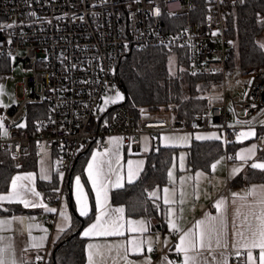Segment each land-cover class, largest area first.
Here are the masks:
<instances>
[{
    "label": "built area",
    "instance_id": "2783aa9c",
    "mask_svg": "<svg viewBox=\"0 0 264 264\" xmlns=\"http://www.w3.org/2000/svg\"><path fill=\"white\" fill-rule=\"evenodd\" d=\"M237 1L0 0V60L7 68L0 76L10 77L17 64L25 74L18 102L6 107L0 101V151L21 157L30 155L34 145L57 150L64 175L60 193L50 198L57 211L39 218L40 223L54 227L65 184L80 155L89 148L108 151L109 138L121 137L138 153L146 133L220 128L229 143L237 130L230 127L233 118L255 124L264 116V66L247 73L244 95L230 96L226 90L235 47L227 38L226 22ZM148 47L184 49L192 75L220 76L223 91L210 95L218 103L189 122L171 112L169 117L135 119L114 98L117 93L124 96L116 74L131 50ZM30 105L47 110L34 132L27 122L20 126ZM257 144L264 151V135ZM228 157L234 159L233 154ZM47 260L48 252L41 264Z\"/></svg>",
    "mask_w": 264,
    "mask_h": 264
},
{
    "label": "crops",
    "instance_id": "0c3cea01",
    "mask_svg": "<svg viewBox=\"0 0 264 264\" xmlns=\"http://www.w3.org/2000/svg\"><path fill=\"white\" fill-rule=\"evenodd\" d=\"M258 38L257 43L264 48V41L258 42ZM169 115L170 112L164 117H169ZM230 124V127L237 128V130L233 133L229 143H226L225 137L219 138L218 134L201 137H217L208 140L194 137L191 143L185 147H161L160 143L157 146L153 141L151 149H147L142 154L141 138V148L138 154L134 153L130 147L125 146L121 137L115 136L108 139L110 145L108 151L98 153L91 150L86 153L87 155L80 163L78 170L68 176L69 186L67 189L65 186L64 190V194L67 193L69 200L71 199V207L73 203L79 216L87 217L93 212L95 214L94 220L85 226L81 234L86 240L85 264H89V244L99 246L98 250L95 248L91 250L94 264H183L185 253L177 252L180 237L190 232L193 234L190 238L195 239V235L199 231H207L210 228L216 229V233L212 236L211 247H208L206 238L203 250L197 249L195 252L187 253L189 256L197 255L199 264H224L225 261L227 264H253L249 260L248 251L252 252L255 264H260V250L246 247V245H250L254 238L253 232H258L259 225L264 220V170L251 167L253 162L264 163V151L257 144L258 137L264 135V116L255 124H241L235 118ZM241 132H253L254 135L244 138L239 135ZM194 141L221 142L223 153L211 164L209 170H192L189 166L188 148ZM159 148L176 150L168 169L167 183L157 187L151 195L164 207L165 228L161 231L153 229L158 222L156 218L128 217L125 206L115 205L111 199L113 191L121 190L139 179L147 164V157ZM39 149L40 147L37 148V150ZM182 149H185L187 153L183 158V164L177 162L173 166ZM228 154H233L234 159L230 160ZM241 155L250 157V159L241 160L239 158ZM89 164L93 165L91 172L92 177L97 180V188L93 187V180L89 178ZM38 169L39 165L36 171H19L13 179L18 176L22 177L17 180L18 186L29 185L40 194L39 197L29 194L26 198L37 205H46L47 208L24 207L16 200L9 202L7 197L12 192V181L9 191L0 193V197H5L0 200L1 208L7 205H20L28 210L27 213L22 214L0 215V222H4L0 223V248L5 249L0 258L4 260L5 264H11L13 259L16 264H41L45 253L48 252L49 258L63 232L68 230V226L72 222V218L66 210L63 213H66L68 220L60 215L61 203L54 227L38 221L39 218L55 213L49 212L47 209H56L51 200L45 198L40 186L55 179L57 172L61 173L59 169L55 170L54 166L53 172L49 171L42 176ZM130 169L131 182H129ZM98 170L101 173L99 177H97ZM29 174H31L30 179L27 178ZM241 176L244 177L243 183L235 184ZM77 177L80 179L79 188L76 184ZM118 178L119 187L116 186ZM97 189L100 190V201L103 205L101 209L96 207ZM78 195L81 199L80 204L77 203ZM165 198L169 203H165ZM218 202H222L219 209L216 207ZM83 205H86L87 215L80 214V207ZM118 208H122L123 213L114 211ZM102 211L108 213V216L102 219V223L105 220L109 223L111 220H116L118 224L122 225L121 235L85 236L83 234L91 224L95 223L96 216L100 215ZM198 221L204 222L199 228L197 227ZM170 222L176 225V229L172 228ZM249 225L252 227L249 228ZM59 228H64V231L60 232ZM176 232H178L177 236H175Z\"/></svg>",
    "mask_w": 264,
    "mask_h": 264
},
{
    "label": "trees",
    "instance_id": "16d2710c",
    "mask_svg": "<svg viewBox=\"0 0 264 264\" xmlns=\"http://www.w3.org/2000/svg\"><path fill=\"white\" fill-rule=\"evenodd\" d=\"M227 38L233 40L235 47L228 60V73L247 74L250 70L264 66V48L257 38L264 31V0H239L230 6L226 22ZM178 56L179 67L176 73L168 69L169 56ZM189 62L184 49L142 48L131 50L121 61L116 77L124 90L123 105L135 119L156 116L171 112L175 119L190 121L217 101L209 99L211 89L222 83L220 76L209 74L192 75L188 70ZM6 65L0 60V73L6 72ZM45 105H30L27 108L26 122L31 132L36 123L46 117ZM38 146H33L28 156L16 157L0 151V193L9 191L14 175L19 171H36L38 166ZM82 153L71 173L78 170L80 163L90 152ZM189 166L192 170H209L211 164L223 153L221 142L194 141L188 148ZM175 149L159 148L147 157V164L139 177L123 189L111 193L112 203L124 205L128 217L156 218L154 230H164V207L151 195L157 188L167 183L168 169L173 160ZM55 170L59 165V154L52 150ZM264 157V155H263ZM57 177V176H56ZM69 179V177H68ZM239 177L235 184H242ZM68 188V180L65 184ZM58 181L40 186L45 198L57 196ZM68 191V190H67ZM66 191V192H67ZM71 200V199H70ZM73 225L62 236L52 250L45 264H85V243L81 236L85 226L94 220V212L87 217L79 216L72 203ZM28 210L20 205L0 207V215L22 214Z\"/></svg>",
    "mask_w": 264,
    "mask_h": 264
},
{
    "label": "rangeland",
    "instance_id": "374dc122",
    "mask_svg": "<svg viewBox=\"0 0 264 264\" xmlns=\"http://www.w3.org/2000/svg\"><path fill=\"white\" fill-rule=\"evenodd\" d=\"M264 41V31L259 36L258 42ZM179 59L178 56L174 53H172L169 56V62H168V69L171 73H176L179 67ZM16 60H14L13 65H15ZM10 77L2 80V77L0 76V101L3 102V105L6 107H10L13 104H16L18 100L22 97V88L20 86L21 82L23 81V77L25 74L22 71V64H17L13 70V74L9 75ZM13 77V79H12ZM249 82V76L247 74H242L239 72L235 73H228L227 79H226V90L230 96H236V95H244V92L246 91L247 85ZM223 91V85L220 84L219 87H214L211 89L210 95L213 96H219L220 93ZM118 102H123L125 97L120 95L114 97ZM167 114V113H166ZM166 114H158L156 116H162L164 117ZM26 120L21 122L20 126H25ZM231 125V124H230ZM218 134L219 138L224 137V132L220 129L216 130H188V131H182V132H162L158 136L157 134L149 135V134H143L142 135V154L147 151V149H151L152 142H158V145L160 143L161 147H185L189 145L192 141V139L195 137H200V139L208 140L210 138H201L206 135H213ZM158 140V141H157ZM139 154V153H138ZM186 151L185 149H182L179 151L178 157L173 163L175 166L177 162L180 164H183V158L186 157ZM180 159L178 160V158ZM38 165H39V172L40 175L44 176L45 174L49 173V171L53 172L54 164L52 161V154L51 151L45 149L44 147H40L38 150ZM56 180L58 181L59 187L57 188V192L60 193L61 186L64 181V175L62 173L57 172ZM154 192V196H155ZM48 206L50 207V204L47 202ZM66 212L72 218V222L69 224L68 230L63 232L62 236H64L72 227L73 225V210L70 204V200L68 197V194L65 193L63 196V199L61 201V212ZM62 238V237H61ZM55 243V242H54Z\"/></svg>",
    "mask_w": 264,
    "mask_h": 264
},
{
    "label": "snow or ice",
    "instance_id": "6c2138e0",
    "mask_svg": "<svg viewBox=\"0 0 264 264\" xmlns=\"http://www.w3.org/2000/svg\"><path fill=\"white\" fill-rule=\"evenodd\" d=\"M157 14H159V10H157ZM117 96H119V93H117ZM106 103L109 102L108 100L105 101ZM111 102H115L114 100ZM241 137L247 138L248 136L254 135L253 132H241L239 134ZM206 138H217V137H206ZM197 139H200V137H197ZM252 151V150H249ZM241 160H247L250 159V157H245L243 155H241L239 157ZM93 159L95 160V156L93 157ZM142 163V162H141ZM251 167L254 169H261L264 170V163H260V162H253L251 164ZM89 168V178L93 180V187L97 188V180L94 179L92 177V168L93 165L89 164L88 165ZM213 168H215V165H213ZM235 171V169H234ZM100 171L98 170L97 173V177H99L100 175ZM171 175V173H170ZM28 179L31 178V174H29V177H27ZM46 178V177H45ZM22 179V177H15L12 180V192L9 194V196L7 197V199L9 200V202H11L12 200H16L19 203H22L24 205V207H37V206H41V207H45L47 208L46 205L40 204L37 205V203L28 200L26 197L27 195H33V196H37L39 197V193L35 191V189L33 187H30L29 185H17V180ZM129 182H131V169L129 170ZM76 184L78 186V188L80 187V179L79 177H77L76 179ZM117 187L120 186L119 183V178L117 180ZM101 187H103V185L101 184ZM167 191V190H165ZM5 199V197H0V200ZM81 199H80V195L77 196V203L80 204ZM165 203H169V201L167 200V198H165ZM222 202H218L216 207L219 209L220 205ZM96 207L97 209H101L103 207V205L101 204L100 201V190L97 189V201H96ZM47 211L49 212H56V209H47ZM114 211L119 212V213H123V209L122 208H118L115 209ZM80 214L81 215H87V209H86V205H83L80 207ZM60 215L62 217H64L65 220H68V216L66 215V213L61 212ZM108 213L107 211H102L100 215L96 216V221L95 223L91 224L90 227L88 229L85 230V232L83 233L85 236H90V235H121L122 233L120 232V228L122 227V225L118 224L116 220H111V222L109 223L108 221H104L102 223V219L107 217ZM0 223H4V222H0ZM131 223V222H130ZM171 223V222H170ZM203 221H198L197 222V227L199 228V226L201 224H203ZM171 226L173 229H176V225L174 223H171ZM252 226L249 225V228H251ZM143 230V229H141ZM46 231V230H45ZM60 232L64 231V228H59ZM133 231H135V229H133ZM216 233V229L215 228H210L207 231L201 230L199 231L196 235H195V239H192L190 237L193 236L192 233H185L184 235H182L180 237V244L177 245V252H182L185 253L184 255V260H183V264H199L198 261V257L197 255H193V256H189L187 255V253L189 251H197V249H201L203 250L205 248V239L207 238L208 240V247H211V240H212V236L213 234ZM242 234V233H241ZM253 239L251 240L250 245H246V247L249 248H258L260 250L259 252V261L260 264H264V220L261 221V224L259 225L258 228V232H253ZM43 239V238H42ZM218 243V241H217ZM34 247H36L37 245H33ZM89 248V264H94L93 262V252L91 251L92 249H99V246L97 245H92L89 244L88 245ZM5 251L4 248H0V257H2L3 252ZM248 257L249 260L253 262V264H255V258L252 256V252L248 251ZM0 264H5L4 260L2 258H0ZM11 264H16V261L13 259L11 261ZM224 264H227V261L224 262Z\"/></svg>",
    "mask_w": 264,
    "mask_h": 264
}]
</instances>
